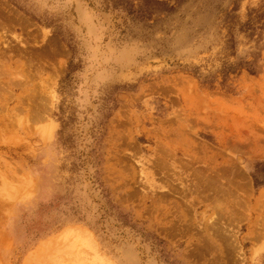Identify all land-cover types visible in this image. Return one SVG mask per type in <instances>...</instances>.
I'll use <instances>...</instances> for the list:
<instances>
[{
  "label": "rangeland",
  "instance_id": "374dc122",
  "mask_svg": "<svg viewBox=\"0 0 264 264\" xmlns=\"http://www.w3.org/2000/svg\"><path fill=\"white\" fill-rule=\"evenodd\" d=\"M263 4L0 0V264H264Z\"/></svg>",
  "mask_w": 264,
  "mask_h": 264
},
{
  "label": "trees",
  "instance_id": "16d2710c",
  "mask_svg": "<svg viewBox=\"0 0 264 264\" xmlns=\"http://www.w3.org/2000/svg\"><path fill=\"white\" fill-rule=\"evenodd\" d=\"M253 11H255V10H253ZM256 18V20L254 19V18H251L250 20H249V22L247 23V24H243V26H245V27H247L248 26V28H250V29H255L254 28V24H252L251 25V23L253 22V21H257L258 20V22H259V20L260 19H264V4H263V8H262V10L258 13V15L255 17ZM257 28L259 29V28H261L260 26H257ZM254 62H250V65H252ZM250 70V69H249ZM251 70H253L252 68H251Z\"/></svg>",
  "mask_w": 264,
  "mask_h": 264
},
{
  "label": "bare ground",
  "instance_id": "6f19581e",
  "mask_svg": "<svg viewBox=\"0 0 264 264\" xmlns=\"http://www.w3.org/2000/svg\"><path fill=\"white\" fill-rule=\"evenodd\" d=\"M44 104V103H43ZM239 177V176H238Z\"/></svg>",
  "mask_w": 264,
  "mask_h": 264
}]
</instances>
